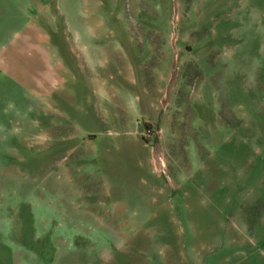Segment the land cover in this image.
<instances>
[{
    "label": "rangeland",
    "instance_id": "obj_1",
    "mask_svg": "<svg viewBox=\"0 0 264 264\" xmlns=\"http://www.w3.org/2000/svg\"><path fill=\"white\" fill-rule=\"evenodd\" d=\"M11 1L0 264H264V0Z\"/></svg>",
    "mask_w": 264,
    "mask_h": 264
},
{
    "label": "crops",
    "instance_id": "obj_2",
    "mask_svg": "<svg viewBox=\"0 0 264 264\" xmlns=\"http://www.w3.org/2000/svg\"><path fill=\"white\" fill-rule=\"evenodd\" d=\"M31 18L32 16L29 17L24 10H20L11 0H0V71H7L12 74L13 72L11 71H13L15 67H18L14 61V57L15 53L19 51L18 45L20 38L26 37L29 39L27 40L25 38L29 41L32 49H36L35 47L40 44L39 38L35 35L36 28L32 25ZM45 37L46 40L43 41V43L47 41L48 35H45ZM38 53L41 55L40 59L44 62L45 72H51L49 59L43 58L39 49ZM46 63L50 65V69L48 65L46 67ZM45 75L47 78L43 80V82L47 84L49 78L47 73ZM37 84L42 86L40 83ZM37 84L36 87L38 86Z\"/></svg>",
    "mask_w": 264,
    "mask_h": 264
}]
</instances>
